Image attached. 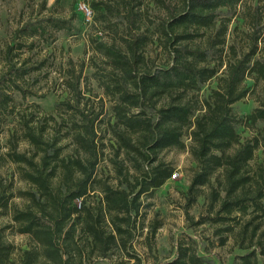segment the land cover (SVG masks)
Segmentation results:
<instances>
[{
	"label": "trees",
	"instance_id": "obj_1",
	"mask_svg": "<svg viewBox=\"0 0 264 264\" xmlns=\"http://www.w3.org/2000/svg\"><path fill=\"white\" fill-rule=\"evenodd\" d=\"M87 5L93 23L112 37L108 43H92L109 67L101 84L113 100L107 133L116 182L96 176L105 147L97 134L102 112L82 106L83 64L76 68L70 62L62 82L69 98L56 106L69 119L56 122L44 116L35 122L32 114H22L19 132H11L8 146L0 145V168L16 166L29 188L18 192L26 202L22 208L12 204L13 192L0 190V216L9 215L11 221L0 227V264H102L115 250H126L147 207L144 199L173 174L160 155L172 148L184 150V137L194 163L182 194L184 213L191 220L189 210L199 199L206 213L190 225L219 227L218 246L232 238L242 251L232 264H264V162L255 160L258 151L264 155V4L88 0ZM237 15L246 29L234 27L233 38L239 34L240 41H228ZM73 20L34 18L15 30L4 49L0 118L11 112L10 93L17 91L23 99L35 95L28 82L42 69L28 59L17 63L16 57L32 51L36 38L49 41L53 32H70ZM150 44L165 54L162 65H152L146 57ZM210 83L214 85L201 94ZM247 98L257 106L238 115L234 105ZM20 142L31 153L20 152ZM97 189L100 198L88 204ZM160 227L153 222L150 234ZM7 230L28 239L16 258L15 246L5 239ZM209 263L193 240L182 237L174 257L159 264Z\"/></svg>",
	"mask_w": 264,
	"mask_h": 264
},
{
	"label": "rangeland",
	"instance_id": "obj_2",
	"mask_svg": "<svg viewBox=\"0 0 264 264\" xmlns=\"http://www.w3.org/2000/svg\"><path fill=\"white\" fill-rule=\"evenodd\" d=\"M43 3L45 7H42ZM83 3L87 4L88 0H0V75L6 72L4 49L7 44L12 43L15 30L25 21L47 16L63 19L74 16L73 29L70 32H53V37H48L49 41L36 38L33 41L37 46L32 51L24 50L16 57L17 63L28 59L34 65L42 64V69L37 75H32L33 78L28 82L30 90L35 95H27L23 99L17 91L10 93L14 101L9 108L11 112L0 118V145L8 146L7 140L11 132L14 130L19 132L22 114L27 118L32 114L35 122L44 116H52L56 122H60L61 118L69 119L67 113L56 108L59 102L69 98L62 82L66 77L70 62L76 68L83 64L80 86L83 97L82 106H85L87 110H93L94 113L102 112L99 117L101 123L97 134L101 137V142L105 147L96 176L102 181L107 180L114 184L116 182L115 173L109 161L112 158L113 149L110 147L111 141L107 133L109 131L107 120H110V123L113 122L110 109L113 100L104 93L101 84V78L109 67L104 64L100 54L95 53L92 43V39L108 43L112 37L101 25L94 24L91 19L83 15V12L79 10V4ZM262 4L264 0H244V6L252 8ZM234 27L241 31L246 29L243 20L238 15L231 22L227 39L238 42L240 41L239 34L238 37L235 36V39L232 35ZM145 55L150 62L152 60V65L156 66L162 65L166 60L165 54L156 44H150L146 48ZM248 83L250 84L251 81ZM213 85V83L205 85L201 94ZM256 106V102L247 98L235 104L234 109L238 115H246ZM48 122L49 126H54V122ZM239 133L243 137L248 136V132L242 128H239ZM183 142L186 147L184 150L172 148L160 155L162 161L173 168L176 177L170 178L156 190L151 198L144 199V205L147 207L142 210V216L134 229V238L130 246L126 250L122 248L115 250L108 259L109 261L101 262L102 264H159L165 262L174 257L177 241L182 237H189L193 240L198 254L210 261L209 264H232L233 258L242 254V251L234 245L232 238H229L224 246H218L219 237L215 231L219 227L210 223L197 227L190 225L191 221H198L206 213L202 199H199L197 204L189 210L188 216L191 220L184 213L185 201L182 194L187 188L194 163L188 152L189 139L184 137ZM68 144V141L63 143V145ZM71 148L69 145L65 151L70 152ZM18 149L20 152L31 153V149L24 142L19 143ZM255 160L264 162V155L261 151L257 152ZM2 188H5L7 192H13L14 197L11 199L13 205L19 208L25 205V200L19 197L18 192L29 188L20 178L13 164L6 163L0 168V190ZM90 195L87 203L96 204L97 198H100L99 190L97 189ZM153 222L161 223V227L154 236L150 234ZM10 224L9 215L0 216V227ZM5 239L15 246V258L28 243L27 237L18 235L12 230L5 231Z\"/></svg>",
	"mask_w": 264,
	"mask_h": 264
},
{
	"label": "built area",
	"instance_id": "obj_3",
	"mask_svg": "<svg viewBox=\"0 0 264 264\" xmlns=\"http://www.w3.org/2000/svg\"><path fill=\"white\" fill-rule=\"evenodd\" d=\"M79 10H81L83 12V15L85 17H87L89 20L92 18V13L91 10L89 9L88 5L83 3V4H79ZM176 177V173L174 172L171 175V178L174 179ZM80 202H78V207H79Z\"/></svg>",
	"mask_w": 264,
	"mask_h": 264
}]
</instances>
